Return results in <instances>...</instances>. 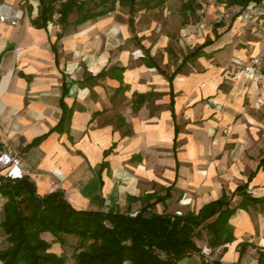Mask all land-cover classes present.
I'll return each instance as SVG.
<instances>
[{
    "label": "crops",
    "instance_id": "1",
    "mask_svg": "<svg viewBox=\"0 0 264 264\" xmlns=\"http://www.w3.org/2000/svg\"><path fill=\"white\" fill-rule=\"evenodd\" d=\"M138 2L132 31L118 3L80 25L71 14L65 27L55 20L36 28L37 0H0L23 10L17 26L0 22V151L20 156L39 195L61 191L78 210L129 213L142 207L139 198L173 186L171 198L150 211L196 214L247 184L257 202L245 201L229 219L233 241L218 248L220 263L264 264V66L258 80L230 76L258 35L237 23L198 30L196 8L198 21L171 31L159 18L173 0ZM205 40L212 43L173 79V119L169 84L156 67L171 74L186 46L191 52ZM142 49L155 67H147ZM101 72L106 76L93 79ZM61 117L66 125L55 129ZM241 201L234 196L231 207ZM41 237L62 254L52 235ZM179 264H200V257Z\"/></svg>",
    "mask_w": 264,
    "mask_h": 264
},
{
    "label": "trees",
    "instance_id": "2",
    "mask_svg": "<svg viewBox=\"0 0 264 264\" xmlns=\"http://www.w3.org/2000/svg\"><path fill=\"white\" fill-rule=\"evenodd\" d=\"M39 3L38 16L31 23L36 28H46L47 22L55 12L59 14L58 23L65 27L69 16L75 11L76 25L83 24L106 15L112 11L116 3L127 8L130 18L129 27L132 30V15L138 0H100L101 10L83 11V3L76 0H37ZM229 5L243 7L250 1L256 0H217ZM59 2L56 8V3ZM30 9V8H29ZM28 9V10H29ZM97 9V8H95ZM61 35L57 36V39ZM214 38L218 36L215 34ZM211 40L195 47L183 57L181 63L171 74H166L156 67L160 75L165 77L170 88V111L173 113V79L181 72L184 65L201 56ZM148 68L155 67L149 61V53L142 49ZM110 71L112 70L109 69ZM123 72V69H114ZM112 72V71H111ZM106 76L101 72L95 78ZM61 117L58 130L65 126ZM51 130L50 132H53ZM176 139L178 129L174 127ZM46 136V135H45ZM34 140L31 144H39L44 137ZM175 146V144H174ZM111 150L104 153L107 156ZM258 166L257 170L261 167ZM105 163L100 165L103 169ZM252 174L249 177L251 178ZM173 186L162 189L164 195L154 193L138 200L143 204L136 216L121 213L114 209L108 211L78 210L65 198L61 191L39 195L35 184L25 176L19 180H7L0 176V195L4 199L1 209L0 229L3 232L5 246L0 250V264H67L63 254L51 251V245L42 239L41 235L49 233L63 245L64 236L76 238L75 251L71 255L74 264H179L184 258L192 255L200 257V264H221L220 257L206 261L199 255L200 248L196 244L199 231L204 229L208 234L207 245L218 249L233 241L229 219L236 209L241 208L245 201L257 202L247 193V184L238 186L234 192L222 196L204 205L198 213H183L182 216L148 212L157 204L164 205L171 198ZM234 196L242 198L241 203L233 208L231 200ZM154 199L153 203H149ZM135 200V199H133ZM146 203L144 204V202ZM246 245H241L240 255ZM224 252V250H223ZM259 254V262L262 260ZM235 264H240L239 262Z\"/></svg>",
    "mask_w": 264,
    "mask_h": 264
},
{
    "label": "built area",
    "instance_id": "3",
    "mask_svg": "<svg viewBox=\"0 0 264 264\" xmlns=\"http://www.w3.org/2000/svg\"><path fill=\"white\" fill-rule=\"evenodd\" d=\"M193 3L198 16L203 18L202 21L196 23V29L204 30L207 27L211 28H228L234 23L242 26L250 27L258 35V42L255 50L248 57L244 66L239 71L230 74L232 80L236 81L245 76L252 80H258L263 77L264 66V0L250 1L245 6L229 5L225 2L217 0H189ZM23 16L22 9L14 10L12 7L0 5V22L9 23L11 26H17ZM210 16V21L204 18ZM59 19V14L55 12L52 19L47 22V27H52L55 20ZM27 171L23 169L20 156L8 149L0 151V176L7 180H19L25 177ZM3 198L0 195V201ZM0 206V218H1ZM141 207H137L129 212L130 216H136ZM150 209H148V212ZM175 216H182L183 212L176 210L173 213ZM3 248V243L0 239V250ZM200 248L199 255L206 261H213L220 255L219 249H212L208 245Z\"/></svg>",
    "mask_w": 264,
    "mask_h": 264
},
{
    "label": "rangeland",
    "instance_id": "4",
    "mask_svg": "<svg viewBox=\"0 0 264 264\" xmlns=\"http://www.w3.org/2000/svg\"><path fill=\"white\" fill-rule=\"evenodd\" d=\"M60 1H64V0H60ZM76 1L84 4L83 5V11H92V10H101L102 9L101 6H98V3L100 0H76ZM58 5H59V2L56 3V5H55L56 8L58 7ZM168 6L170 7L171 10H167L166 14H165L166 18H165V16L160 17L159 22L164 20L168 27L171 25V29H172L171 31H175L176 29H179L180 27H183L185 25L190 26L199 20V17L197 16L196 12L194 11V9H195L194 5L189 0H173L171 5L168 4ZM140 7H141V3L138 2L137 7L135 8L136 10H135L134 14L132 15V17L137 16L139 14L138 12L141 10ZM95 8H97V9H95ZM118 10H120L125 15L130 17L127 8L120 6V8ZM161 13H162V11H161ZM77 16H78L77 13L74 11L72 13L71 19L76 20ZM128 20H129V18H128ZM131 20H132V18H131ZM57 23H58V20H57ZM132 31H133V20H132ZM175 40L176 39L174 37V40H173L174 43H175ZM187 48L188 47L186 46V51H187V53H189L190 51L187 50ZM175 49L177 50V48H175ZM176 50L174 51L175 52L174 57L180 58L178 56L179 51L176 52ZM180 54H181V56L183 55L182 52H180ZM176 64L177 63L175 62L174 65L176 66ZM175 68L176 67H174V69ZM3 203H4V199L2 201H0L1 207H2ZM180 211L183 212L182 210H180ZM206 238L208 239V234L206 233V231L204 229L200 230L199 234L197 236V240L200 243H203L206 241ZM0 239H1V241L3 243V247H4L6 244H5L4 235H3V232L1 229H0ZM63 239H64L63 243H62L63 248L61 247V250H62L61 252L65 256L67 264H74L72 259H71V255L75 251V246H76L77 240H75L76 238L74 239V237H72V236H64ZM57 242H58V240H57Z\"/></svg>",
    "mask_w": 264,
    "mask_h": 264
}]
</instances>
